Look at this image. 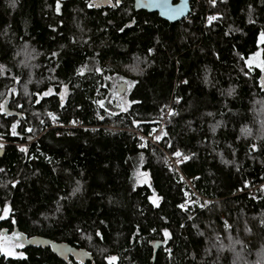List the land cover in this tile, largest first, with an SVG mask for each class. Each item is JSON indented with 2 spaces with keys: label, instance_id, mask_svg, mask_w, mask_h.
Returning a JSON list of instances; mask_svg holds the SVG:
<instances>
[{
  "label": "trees",
  "instance_id": "obj_1",
  "mask_svg": "<svg viewBox=\"0 0 264 264\" xmlns=\"http://www.w3.org/2000/svg\"><path fill=\"white\" fill-rule=\"evenodd\" d=\"M97 1L0 0V235L25 241L0 264L250 263L264 252V72L247 60L264 62V0H192L173 23ZM170 106L157 137L183 176L132 132Z\"/></svg>",
  "mask_w": 264,
  "mask_h": 264
},
{
  "label": "rangeland",
  "instance_id": "obj_2",
  "mask_svg": "<svg viewBox=\"0 0 264 264\" xmlns=\"http://www.w3.org/2000/svg\"><path fill=\"white\" fill-rule=\"evenodd\" d=\"M208 20V18H207ZM209 21V20H208ZM260 41H263L260 37ZM29 49V48H28ZM32 53H30V51H28L26 48L23 49L22 53L18 54V55H22L24 57V59H26V61L28 60H32ZM258 54V55H257ZM249 65H259L261 63V58H260V52L258 51L257 53H254L250 56V58L247 60ZM67 94V89L65 86H63L59 92V96L61 98H64ZM255 103V111L258 115H260V124L263 123L264 125V102L263 104L261 102L254 101ZM263 105V106H262ZM263 107V109L261 108ZM263 128V126H262ZM264 130V128H263ZM261 129V131H263ZM262 133V132H259ZM1 142V141H0ZM134 180L137 184H142V183H148L149 179L147 176V173L141 171L140 169H135L134 171ZM152 201H155V203H157V199L155 197H151ZM24 241V237L18 233V232H13L11 234H1L0 235V244H1V249L3 250H8L10 251L12 254L11 255H7V256H15L19 253V248L23 245ZM53 248L55 251L57 252H62V246L59 244H53ZM2 250V251H3ZM4 253V251H3ZM235 256V264H264V252L260 251L256 254L255 258H253V260L250 263H243L245 260L241 257V254L236 253L234 254Z\"/></svg>",
  "mask_w": 264,
  "mask_h": 264
},
{
  "label": "water",
  "instance_id": "obj_3",
  "mask_svg": "<svg viewBox=\"0 0 264 264\" xmlns=\"http://www.w3.org/2000/svg\"><path fill=\"white\" fill-rule=\"evenodd\" d=\"M192 0H133L134 11H145L149 13H156L157 16L167 22L173 23L187 17L190 12V2ZM107 0H98L96 3L103 5ZM107 4V3H106ZM169 9H178L174 14H169ZM134 18L127 22L124 27H130L134 23ZM125 84L119 82L116 86L118 94H123L125 91Z\"/></svg>",
  "mask_w": 264,
  "mask_h": 264
},
{
  "label": "built area",
  "instance_id": "obj_4",
  "mask_svg": "<svg viewBox=\"0 0 264 264\" xmlns=\"http://www.w3.org/2000/svg\"><path fill=\"white\" fill-rule=\"evenodd\" d=\"M169 111L174 113L176 111V108L172 106L168 107L166 111L162 113L158 126L152 129L149 133H146L141 129H135L132 130V132L137 138V145L139 147H147L150 150H160L165 157L166 164L169 167L177 170L182 175V172L180 170V162L183 158H179L171 154L160 142V140L157 139L160 129L165 126L167 119H169V117L171 116L169 115ZM202 201H206V199L203 198ZM167 251H169V248L167 249Z\"/></svg>",
  "mask_w": 264,
  "mask_h": 264
},
{
  "label": "snow or ice",
  "instance_id": "obj_5",
  "mask_svg": "<svg viewBox=\"0 0 264 264\" xmlns=\"http://www.w3.org/2000/svg\"><path fill=\"white\" fill-rule=\"evenodd\" d=\"M211 2L214 4V3H215V0H211ZM117 3H119V0H117ZM165 3H166V0H165ZM93 6H94L93 4H89V7H93ZM57 11H59V3H57ZM176 11H178V9H169V14H174ZM215 19H216L215 16H210V17H208V20H209V21H212V20H215ZM126 27H127V26H126ZM120 30L123 31V29H120ZM261 39L264 40V34H262ZM149 54H151V49L149 50ZM53 55H55V54H53ZM257 55H258V54H257ZM258 66L260 67V70H261L262 72H264V62H261ZM129 86H131V85H129ZM50 91H51V90H49V92H50ZM177 102H179V101H177ZM2 108H3V106L0 105V110H2ZM172 114H173V113H172L171 111H169V115H172ZM13 127H15V126H13ZM14 134H15V133H14ZM157 139H159V137H157ZM0 147H2V145H0ZM20 151H25V149H24V148H20ZM174 155L177 156V157H179V156L181 155V153H180L179 151H177L176 153H174ZM184 159L187 160L188 157L185 156ZM245 186H247V183H246ZM78 190H79V189L77 188V189H75L74 191H78ZM153 203H155V201H153ZM7 211H8V207H7V205H5V207H4V212H7ZM0 218H3V217L0 216ZM97 235L99 236L100 233L97 232ZM164 235H165V237L168 236L167 231L164 232ZM0 250H3V249H0ZM3 251H4V254H5L6 256L12 254V253H11L10 251H8V250H3ZM115 259H116L115 257H108L109 264H114Z\"/></svg>",
  "mask_w": 264,
  "mask_h": 264
}]
</instances>
